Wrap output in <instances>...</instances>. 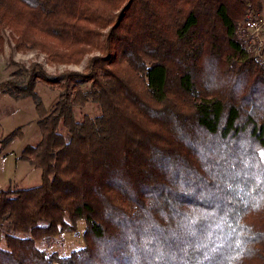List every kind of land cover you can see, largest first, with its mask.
Masks as SVG:
<instances>
[{"label":"trees","instance_id":"1","mask_svg":"<svg viewBox=\"0 0 264 264\" xmlns=\"http://www.w3.org/2000/svg\"><path fill=\"white\" fill-rule=\"evenodd\" d=\"M261 0H0L33 62L0 86L31 97L41 140L29 189L0 187V264H264V62L237 31ZM24 77V78H23ZM38 84L59 91L48 112ZM101 113L78 120L75 108ZM18 128L2 147L22 138ZM61 255L38 243L78 232Z\"/></svg>","mask_w":264,"mask_h":264},{"label":"rangeland","instance_id":"2","mask_svg":"<svg viewBox=\"0 0 264 264\" xmlns=\"http://www.w3.org/2000/svg\"><path fill=\"white\" fill-rule=\"evenodd\" d=\"M261 3V10L264 14V0H261ZM4 37L7 43L3 53L0 54V84L15 78L14 73L17 71L23 73L33 62L41 64L47 72L53 75L67 70L84 73L89 60L98 55V52L94 51L85 56L79 64L52 65L47 55L39 50L25 52L14 50L9 32H6ZM3 87L0 86V141L18 128H21L23 136L8 146L2 147L0 144V187L17 189L18 186L11 183L17 182L21 188H33L42 183L41 170L33 167L28 161L18 160L16 157L21 155L27 145H34L40 139L41 132L38 126L39 116L36 105L31 97L13 98ZM36 91L45 108L50 112L59 100V91L44 84H38ZM75 113L77 119L81 120L84 115L95 118L100 115L101 110L97 104L90 103L83 108H75ZM85 228L86 222L81 220L78 223V232H67L50 243H38V245L49 253L57 251L61 255H69L72 251L85 246L83 238Z\"/></svg>","mask_w":264,"mask_h":264},{"label":"built area","instance_id":"3","mask_svg":"<svg viewBox=\"0 0 264 264\" xmlns=\"http://www.w3.org/2000/svg\"><path fill=\"white\" fill-rule=\"evenodd\" d=\"M237 31L245 49L264 62V14L250 9Z\"/></svg>","mask_w":264,"mask_h":264},{"label":"crops","instance_id":"4","mask_svg":"<svg viewBox=\"0 0 264 264\" xmlns=\"http://www.w3.org/2000/svg\"><path fill=\"white\" fill-rule=\"evenodd\" d=\"M40 140H41V136H40V139L38 140V142H37V143H39V141H40ZM37 143H36V144H37ZM36 144H34V145H36ZM27 146H28V145H27ZM19 156H20V155H18L16 158H17L18 160H21V159H19ZM4 157H7V156H4ZM33 167H34V166H33ZM11 183H12V184H15V185H17L19 188H21V187L18 185V183H17V182H14V183H13V182H11ZM21 189H24V188H21Z\"/></svg>","mask_w":264,"mask_h":264}]
</instances>
